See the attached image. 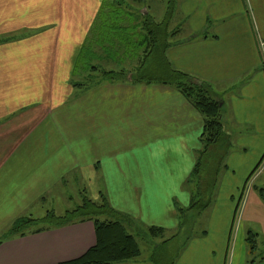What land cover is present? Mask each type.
Here are the masks:
<instances>
[{"label":"crops","instance_id":"crops-1","mask_svg":"<svg viewBox=\"0 0 264 264\" xmlns=\"http://www.w3.org/2000/svg\"><path fill=\"white\" fill-rule=\"evenodd\" d=\"M104 1L0 0V40L9 39L0 44V235L18 218L44 217L49 199L73 183L163 238L192 202L204 119L178 90L126 80L74 86L76 57ZM174 10L183 37L164 58L208 86L229 138L212 204L198 216L208 227L174 264H264V199L255 184L264 178V0H175ZM242 198L240 212L259 224L237 218ZM94 244L92 223L64 226L4 242L0 264H59Z\"/></svg>","mask_w":264,"mask_h":264},{"label":"trees","instance_id":"trees-1","mask_svg":"<svg viewBox=\"0 0 264 264\" xmlns=\"http://www.w3.org/2000/svg\"><path fill=\"white\" fill-rule=\"evenodd\" d=\"M174 2L175 0L171 1L172 12ZM119 8L120 4L117 0L106 1V5H103L102 9H100L98 17L92 25L90 40L86 41L78 52L74 72L80 71L79 76L81 77V81L74 84V86L83 91L94 88L103 81H108L112 76H116V78L122 77L119 72L99 69L98 66L92 65L90 62L83 63L81 67L79 63L83 60L87 49L90 50L89 53H92L93 56L98 55L103 59L109 60L113 57L115 50H124L126 52V58H135L138 55V50L150 53L156 48L159 38L155 35V32L153 30L148 33L145 31L144 36L139 38L143 30L139 29V36H136L137 31L130 29L127 26L128 22L121 23L119 21L121 18L119 16ZM130 21H133V19L131 18ZM139 24L141 23L137 21V25ZM144 25L145 29L149 26L153 28L157 26L151 20L145 21ZM127 31H129V37L126 36ZM147 35L153 37L152 42L147 39ZM8 40L1 39L0 44ZM146 45L152 46L150 47V51L146 50ZM163 52L164 48L162 49V55ZM146 58L147 56L143 57V59ZM164 63L167 65L170 77L168 81L159 83L170 85L178 90L204 119L203 132L200 137L202 147L197 154L190 179L188 180V183L190 180H194L195 195L198 194L200 198L194 202L192 199L187 209L178 210L179 225L177 232L169 238H163V241L155 246L164 250L171 242L186 235L177 253L173 257L166 254L161 260H155L152 257L150 258L152 264H174L176 262L179 254L192 236L191 232L194 221L212 204V192L217 181L218 168L222 165L223 159L229 150V138L222 122L223 106L213 97L207 85L204 83H195L191 76L180 71L172 70L166 59ZM141 65H143V62H141ZM130 77V82L132 83H152V81H140V78L137 77L135 79L133 75ZM220 145H222L220 153L213 158L209 157L210 150L219 148ZM211 169L214 170L213 174L210 172ZM259 192L264 199V190H260ZM99 199L100 201L96 202L87 198L86 195H83L81 205L72 211H67L60 217H56L53 213L49 212L40 221L29 217L18 218L14 221L8 232L0 235V245L15 238L25 237L28 234L90 222L94 228V246L89 248L81 257L59 264H126L130 260L140 256V249L136 240L137 235L144 233L153 239L164 235V231L160 228L149 227L146 230L141 229L130 217L114 211L103 196H99ZM101 215L110 216L111 218L101 222L97 219ZM38 224H42L43 226L32 230ZM29 226L31 228L26 231V228ZM249 245L251 246V242Z\"/></svg>","mask_w":264,"mask_h":264},{"label":"rangeland","instance_id":"rangeland-1","mask_svg":"<svg viewBox=\"0 0 264 264\" xmlns=\"http://www.w3.org/2000/svg\"><path fill=\"white\" fill-rule=\"evenodd\" d=\"M106 1H112V0H105L104 6L106 5ZM172 0H117V2L120 4L119 8V16L121 18L119 21L121 23H127V26L130 27V29L137 31L136 36L138 35V30L142 29V35L139 38H142L145 34V31L151 32L152 30L155 32V35L159 38L156 48L153 52L147 53L143 50H138V55L135 58H126L125 54L126 52L124 50H115L113 52V57H111L109 60L103 59L101 57L93 56L92 53H89V49L85 51L84 58L82 61H80V66H83V63L90 62L92 65H96L99 67V69H103L105 71H115L119 72V74L122 75V77L112 76L108 79L106 82H115L118 80H126L130 81V76L133 75L137 78H140V81H152V83H159V82H166L169 80L170 73L168 71L167 65L164 63L165 58L162 55V49L168 48L169 45L174 41L175 38H181L183 37L182 32L180 30V25H178L177 20V14H174V9L172 12ZM142 15V17H140ZM133 19V21H130V19ZM153 21L156 27H146L144 22L145 21ZM137 21L141 24L137 25ZM126 36L129 37V31L126 32ZM178 34L180 36L176 37ZM147 39L152 42L153 37L151 35H147ZM178 40V39H177ZM146 50L150 51V47L146 45ZM161 52V53H160ZM145 54V55H144ZM144 56H147L146 59H143ZM143 59V61H142ZM141 62H143V65H141ZM79 72H76V75L79 74ZM116 78V79H114ZM114 79V80H113ZM232 141L236 142L235 138H232ZM231 139L230 142L232 143ZM222 145H220L219 148H213L209 152V157L213 158L215 155L220 153ZM253 160V155L249 152L248 155L244 158V164L251 163ZM215 165V164H214ZM214 171V170H213ZM253 181V180H252ZM264 178L261 180H255L256 186L260 188V190H264ZM194 180L189 181V186H193ZM245 185H242L240 187V192L238 195H235L233 205L237 207L238 202L240 200V194L241 189L243 190ZM86 188L87 190L90 188L87 186H83L77 183L69 184L67 188L64 191H59L58 196L54 199H49L48 203L46 204V207L48 208V212L45 213L44 217L49 213H53L56 217L63 216L67 211L74 210L77 206L81 205L83 200V195H86L83 188ZM87 198H91L92 196L87 191ZM200 196L195 195L192 191V199L193 202L199 200ZM90 199V200H91ZM243 198L240 202V208L237 213L238 219H243L246 222H249L251 225L259 224L260 220L259 218L254 219L249 214H247V211L245 210L244 216L242 212H240ZM100 199L96 202H99ZM199 202V201H198ZM248 209L250 211H253L254 207L252 204H249ZM39 214H41V211L39 210ZM240 215V216H239ZM44 217L40 218L42 220ZM98 217V216H97ZM111 218L110 216H99L97 219L99 221L103 222L105 219ZM37 220V219H36ZM207 217L206 215H202L201 217H197V219L193 223V229L191 234H197L200 230H206L208 227L207 224ZM133 225H135L133 223ZM38 226V227H37ZM42 224H38L32 228V230L42 227ZM136 226V225H135ZM137 227V226H136ZM31 226L26 228V231L29 230ZM138 231L141 232L140 229ZM164 236V235H163ZM162 237L157 238H151L147 234L141 233L140 235H137V243L140 249V256L138 258H135L133 260H130L129 263L131 264H152L150 261V258L154 257L155 260H161L164 255L168 254L170 257H173L179 248V246L182 244L184 239L186 238V235L182 236L181 238L177 239L176 241L171 242L167 248L164 250L155 247L156 245L161 243ZM165 237V236H164ZM215 251V250H214ZM220 249L216 250L215 252L219 254Z\"/></svg>","mask_w":264,"mask_h":264}]
</instances>
